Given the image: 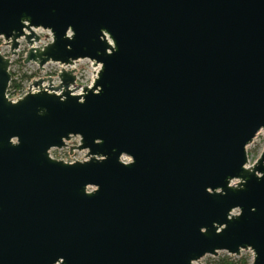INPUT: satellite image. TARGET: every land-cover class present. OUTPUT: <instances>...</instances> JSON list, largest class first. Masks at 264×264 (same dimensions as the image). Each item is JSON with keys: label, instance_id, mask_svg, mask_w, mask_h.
Masks as SVG:
<instances>
[{"label": "water", "instance_id": "obj_1", "mask_svg": "<svg viewBox=\"0 0 264 264\" xmlns=\"http://www.w3.org/2000/svg\"><path fill=\"white\" fill-rule=\"evenodd\" d=\"M0 38L98 69L11 100L0 52V264H264V0H0Z\"/></svg>", "mask_w": 264, "mask_h": 264}, {"label": "rangeland", "instance_id": "obj_2", "mask_svg": "<svg viewBox=\"0 0 264 264\" xmlns=\"http://www.w3.org/2000/svg\"><path fill=\"white\" fill-rule=\"evenodd\" d=\"M42 37L43 39H47L48 38V33L46 32H42ZM25 44V43H24ZM43 46V44H41ZM0 51H2L3 53H5L7 56H10V48L6 47L5 45H3V39H0ZM23 51H27V46L26 44L22 47L21 53ZM22 57V55L20 56V58ZM19 57H13V64H12V68H11V72L15 73L17 78L20 79L22 75L24 74H28V75H32L34 76L30 81L25 82V85L27 87H29V85L37 79L40 78H47V77H55L57 75V71L60 70L59 65L57 64H49L46 66L44 71H41L38 67V65L36 64H29V65H25L23 63L24 66H22L20 63H18ZM75 70L77 71V75H78V84L85 86V85H90L93 82V79L95 77V69L93 67V64L91 61L89 60H84V61H80L77 65ZM55 84H58V81H55ZM228 255L227 253L221 252L219 254V256L217 257H213V256H206L203 259H201V263L202 264H215L216 261L219 258H222L224 256ZM242 256H252V252L248 251V252H243ZM241 256V257H242ZM238 258V257H237Z\"/></svg>", "mask_w": 264, "mask_h": 264}, {"label": "built area", "instance_id": "obj_3", "mask_svg": "<svg viewBox=\"0 0 264 264\" xmlns=\"http://www.w3.org/2000/svg\"><path fill=\"white\" fill-rule=\"evenodd\" d=\"M39 35L42 34V32H46L48 33V38L47 39H43L42 35H41V41L39 43L36 44L37 47L39 48H43L44 45H48L51 41H52V35L49 31H37ZM2 39V38H0ZM26 44V42L23 40L21 41V46L18 50V55L17 56H7L5 53H3L2 51H0L4 56L6 57H11L12 59V64H13V57H19L20 59V56L22 55L21 58H23V60L25 61V58H26V55H27V51L29 50V46L26 44L27 46V51H23L21 53V50H22V47ZM43 44V46L41 45ZM3 45H5V42L3 40ZM6 46V45H5ZM7 47V46H6ZM2 50V49H0ZM79 63V62H78ZM76 63V65L78 64ZM25 64V63H24ZM33 64V63H32ZM26 65V64H25ZM58 65V64H57ZM76 65L74 67H62L59 65L60 67V70L57 71V75L54 77L55 78V81H58L59 82V79H58V74L65 68L67 70H71V69H75L76 68ZM12 68V67H11ZM95 69V68H94ZM98 69H95V71L97 72ZM76 75H77V72H76ZM12 83V82H11ZM77 83H78V75H77ZM30 86L31 84L29 85V87H27L24 83V86L21 90H19L14 97H11V95L8 93V97L11 99V100H19V99H22L23 97H25L29 90H30ZM9 92V91H8ZM80 137H75L73 139H71L70 141H68L66 144L67 146L62 148V149H52L50 151V156L51 158L53 159H56V160H61V161H64L66 163H76V162H83V161H86L88 160V157H87V151H79L76 149V147H78V145H80Z\"/></svg>", "mask_w": 264, "mask_h": 264}, {"label": "trees", "instance_id": "obj_4", "mask_svg": "<svg viewBox=\"0 0 264 264\" xmlns=\"http://www.w3.org/2000/svg\"><path fill=\"white\" fill-rule=\"evenodd\" d=\"M18 63L24 66L23 58H20L18 60ZM33 77L34 76L32 75L24 74L21 76L20 79H18L16 74L12 73V83L9 87L8 92L11 97H14L15 94L23 88L24 83L30 81ZM252 258L253 256H242L237 258L235 256L226 255L222 258H219L215 264H252Z\"/></svg>", "mask_w": 264, "mask_h": 264}, {"label": "clouds", "instance_id": "obj_5", "mask_svg": "<svg viewBox=\"0 0 264 264\" xmlns=\"http://www.w3.org/2000/svg\"><path fill=\"white\" fill-rule=\"evenodd\" d=\"M13 143H15V141H13Z\"/></svg>", "mask_w": 264, "mask_h": 264}]
</instances>
